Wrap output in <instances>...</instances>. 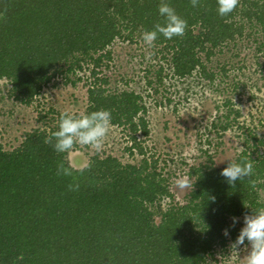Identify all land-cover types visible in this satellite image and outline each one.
Segmentation results:
<instances>
[{
	"label": "trees",
	"instance_id": "16d2710c",
	"mask_svg": "<svg viewBox=\"0 0 264 264\" xmlns=\"http://www.w3.org/2000/svg\"><path fill=\"white\" fill-rule=\"evenodd\" d=\"M168 2L187 20L185 34L160 35L154 43L162 46L177 78L199 72L213 80L203 56L210 60L247 37L264 53V0H239L227 16L217 13L216 0H200L198 7L190 0ZM159 3L0 0V80L9 81L11 95L30 105L56 78L75 85L70 75L88 70L85 113L111 110L112 125L127 131V151L144 156L138 164H124L112 155H97L83 173L57 176V163H67L68 157L44 142L58 127L60 113L54 110V125L27 133L14 151L5 150L0 139V264H210L209 259L222 264L217 248L224 254L240 232L237 223L231 226L232 218L264 207V155L259 153L264 139L253 133L236 158L252 163L251 177L232 189L221 175L228 165L217 167L210 159L191 167L192 190L185 203L160 205L173 195L158 160L146 156L148 108L133 91L106 88L109 79L99 70L111 58L108 48L116 39H133L163 22ZM232 113L240 116L230 110L227 120ZM70 183H79V190L69 191Z\"/></svg>",
	"mask_w": 264,
	"mask_h": 264
},
{
	"label": "rangeland",
	"instance_id": "374dc122",
	"mask_svg": "<svg viewBox=\"0 0 264 264\" xmlns=\"http://www.w3.org/2000/svg\"><path fill=\"white\" fill-rule=\"evenodd\" d=\"M161 49L155 43L151 47L144 44L138 33L133 39H116L108 48L111 58L105 59L99 70L100 77L109 79L106 88L133 91L142 96L148 108L150 135L144 146L146 156L158 160V170L168 179L173 198L161 200L160 205L165 209L187 201L192 190L193 180L189 178L192 166L207 164L210 159L217 167L226 166L247 146L249 133L264 139V53L257 52L255 41L247 37L236 45L225 46L210 60L203 56L208 70L215 75L213 80L199 72L180 79L163 59L165 53ZM88 76V70L71 74L70 78L77 80L75 85L60 76L45 86L30 105L17 101L10 93L9 81L1 79L0 139L5 150L19 148L27 133L45 128L46 123L53 126L51 119L56 112L85 113L91 82ZM230 110L239 111L240 116L235 119L232 113L227 120ZM46 114L48 117L41 120V115ZM227 123H231L229 128L222 130V125ZM127 135L122 127L112 125L102 152L97 154L77 146L68 159L77 168L81 163L89 164L97 155H112L124 164H138L144 156L127 151L130 146ZM259 150L264 155V146ZM178 177H187L189 187H177ZM260 194L264 200V190ZM243 218L237 223L240 229ZM232 243L224 254L219 255L221 248H217L216 256L222 264H242L250 250V246L245 249L241 245L239 253L230 258ZM209 263L215 264L211 259Z\"/></svg>",
	"mask_w": 264,
	"mask_h": 264
},
{
	"label": "clouds",
	"instance_id": "9594fccd",
	"mask_svg": "<svg viewBox=\"0 0 264 264\" xmlns=\"http://www.w3.org/2000/svg\"><path fill=\"white\" fill-rule=\"evenodd\" d=\"M192 7H198L200 0H190ZM239 0H216V10L220 16H227L238 6ZM159 16L163 22H157L150 30H144L142 40L144 44L153 46L158 36L166 39L181 37L185 34L187 20L177 13L168 0H160L158 6ZM112 128V113L109 109L100 108L87 113L61 112L58 127L45 137V143L50 144L55 153L71 157L77 146L87 147L90 151L99 154L102 152L106 139ZM91 164L81 163L77 168L71 159L61 160L56 166L57 176H73L74 172L83 173ZM253 174V165L246 158L230 160L228 166L223 168L221 175L227 183L236 188L237 181L242 182ZM177 187H189L187 177H178L175 181ZM79 183H70L69 191H78ZM239 222L238 217L232 218V227ZM224 234L229 235V229H224ZM247 240V244L245 241ZM250 250L243 257L242 264H264V207L252 209L251 214H245L243 227L240 229L236 240L231 244L230 258L239 253L240 246Z\"/></svg>",
	"mask_w": 264,
	"mask_h": 264
}]
</instances>
